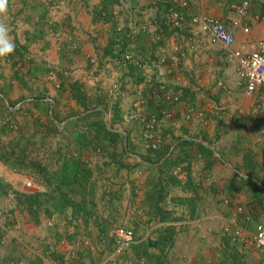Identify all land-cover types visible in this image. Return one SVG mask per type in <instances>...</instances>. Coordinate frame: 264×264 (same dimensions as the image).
I'll return each mask as SVG.
<instances>
[{
	"label": "crops",
	"instance_id": "obj_1",
	"mask_svg": "<svg viewBox=\"0 0 264 264\" xmlns=\"http://www.w3.org/2000/svg\"><path fill=\"white\" fill-rule=\"evenodd\" d=\"M170 1L9 0L5 22L15 43V51L0 58V87L5 91L6 98L19 102V105L23 104L25 110H32L36 96L47 95L46 99L39 100L40 104L45 105V102H48L51 108L57 109L56 113L64 116L72 111L80 113L71 93L72 87L79 83L87 105L90 107L100 102L102 106L96 110L103 113L104 103L111 104V107L116 105L123 113H127V108L139 97H152V92L160 83L176 85L182 100L172 109L174 113L170 117L163 114L164 109H170L165 104L152 102L149 107L151 112H162L160 127L156 132L164 140L160 150H151L142 141L143 135L142 138L132 135L130 142L124 145L123 156L126 161L123 159L122 163H118L121 157L111 158L106 151L101 152V147L93 149L96 152H91L92 154L82 149L83 158L91 167L100 166L104 173L102 176L107 180V187L99 188L97 192L104 189V193L108 194L109 203H114L113 212H120L125 216L122 223L127 224L131 223L128 220L133 210L139 208L140 213L143 210L148 211L146 196L154 190L155 178L160 176L162 165L168 159L165 158L164 150L172 147L174 151L171 152L170 158L175 163L173 172L179 184L174 187V195L187 198L188 201L187 204L166 202L161 205L167 209L169 204V210L176 211L175 215L180 217L184 229L189 227L184 230V236L187 237L185 241L189 244L180 250L181 261L184 264H226L227 257L221 250L219 234L227 222L237 215L236 212L233 214V208L220 201L225 198L220 190L224 188L225 180L230 175L229 171L221 169L222 166L218 162L211 169L206 167L207 159L201 152V146L206 145L211 150H214V147L202 137H211L218 120L231 122L230 113L235 119L238 118V121L229 123L231 127L241 123L249 111L248 107L252 105V99L257 102L256 96L246 95L237 73L236 60L231 53L247 43L256 44L261 39V34L259 26L252 22L251 34L237 31L235 44L231 48L212 43L205 37L192 42L186 41L183 45V57L179 63H175L173 47L171 49L174 44L170 38L171 33L167 29L163 31L161 26ZM240 1L190 0V7L185 10L186 22L182 31L190 37V19L196 14H205L225 23L229 22L236 16L235 7ZM252 1L251 14H264V0ZM100 9L107 10L109 19H101L98 15ZM119 27H124L126 37L124 33L117 32ZM73 44H76L78 49L74 50ZM118 52L132 54L141 66L130 64L126 70L112 67L113 64L109 63V60ZM94 59L95 66L92 63ZM105 74L109 75L105 82H122L127 95L123 102L111 101L102 83L94 82H103L102 76L105 77ZM240 87L243 93L239 91ZM191 107L201 113L200 119H183L182 113ZM71 122H76V118H69L68 123ZM27 125L30 129L32 122L29 121ZM133 125L126 128V140L127 131H130ZM109 128L107 126V129ZM110 131L121 134L119 131L122 130ZM79 133L73 131L71 150L81 148ZM175 138L179 139L173 142ZM47 141L44 139V142ZM74 151L64 155L70 156ZM220 160L224 162L222 158ZM5 169L7 168L0 162V178L4 176L6 179L9 176ZM12 173L15 181L19 180V176L25 177ZM222 178L223 186L220 182ZM42 184L39 191L47 192V184ZM3 188L1 185L0 211L5 208L15 209L14 219L9 221L14 239L0 247V264H29L32 253L25 250L26 246L23 249L19 241H33L43 234L42 230L35 227L25 212L20 213L19 206L10 195L8 197L2 192ZM111 193L112 195H109ZM239 199V203L236 199L237 205L244 204V209L238 220L240 225L245 227L246 236L248 231H256L257 225H264V211L256 203L248 206L250 199L246 191L242 192ZM247 217L251 218V227L245 224L248 222L245 220ZM4 221L0 216V226ZM58 221H61L60 218ZM42 222L43 226L47 224L44 220ZM155 223L164 224L159 220ZM246 226L250 228L248 231ZM244 252L251 254L249 250ZM34 253L40 254L37 251Z\"/></svg>",
	"mask_w": 264,
	"mask_h": 264
},
{
	"label": "rangeland",
	"instance_id": "obj_2",
	"mask_svg": "<svg viewBox=\"0 0 264 264\" xmlns=\"http://www.w3.org/2000/svg\"><path fill=\"white\" fill-rule=\"evenodd\" d=\"M184 3H187V7H183ZM55 7L58 8L57 5ZM188 7H190V0H171L161 22L162 30L167 29L171 33L170 38L174 42L171 49L173 47L175 63H179L180 58L183 57V45L186 41L192 42V40L207 38L204 34H199L198 28H193V25H191L190 37L182 31L186 22L185 10ZM171 9H176L181 13L179 26L167 24L166 16ZM98 15L103 20L109 19L106 9H100ZM194 16L197 14L191 16V24ZM117 32L124 33V27H119ZM123 35L126 37L125 33ZM125 55L130 56V60L124 61ZM110 59L109 63L113 64L112 67L123 70L128 69L130 64L141 66V63L136 61L132 54L126 52H118L114 58ZM92 63L95 66V59ZM96 70L97 68H95ZM95 71L94 73H96ZM108 74H105V77L102 76L103 82H94L102 83L106 89V95L111 101L123 102L127 95L122 82L119 80L105 82ZM97 77L98 75L94 79L97 80ZM113 84L119 85L120 95H111ZM82 91L80 83L71 89L72 99L76 100L80 113L72 111L68 115L61 116L56 113L55 107L51 108L50 103L40 104L39 100L46 99L47 95L36 96L33 99L32 110H25L23 104L19 105V102L6 98L5 91L0 87V153L8 151V156L0 158V162L7 168L5 171L9 175L6 179L4 176L0 178V186L4 187L2 192L7 196L10 195L19 206L20 213L25 212L36 225L35 227L40 228L43 233L33 241H19L23 249L26 246L25 250L35 255L31 254L29 264H75V262L76 264H184L180 258V250L189 244L185 241L187 237L184 236V230L189 227L184 229L183 223H180V217L175 215L176 211L169 210V204L166 206L167 209L161 205L166 202L187 204L186 201H188L187 198L174 195V187L179 185L173 172L175 163L170 158L174 149L169 146L170 148H166L163 152L166 155L165 158L168 159L162 165L160 176L155 178L154 190L146 196L148 211L143 210L140 213L139 208L133 210L131 218L127 216L131 223L127 224L122 223L125 216H122L120 212L118 214L113 212L114 203H109L108 194L104 193V189L97 192L99 188L107 187V180L102 176L104 173L100 166L91 167L84 160L82 154V149L94 153L96 148L101 147V152L106 151L111 158L121 157L118 163H122L123 159L126 161L123 156L125 155L124 145L130 142L132 135H138L141 138L143 135L142 141L151 150H160L164 140L156 132L160 127L162 112H151L149 107L152 102L165 104L171 110L164 109L163 114L165 117H170L174 113L172 109L182 100L179 89L171 83H160L152 92V97H139L127 108V113H123L118 106L112 105L111 107V104L107 103H104L102 107L105 113L96 110L102 106L100 102L89 107ZM239 91L243 93L241 87ZM81 96L85 97L86 107L82 106ZM248 109L249 111L241 123L231 127L229 123L238 121V118L235 119L230 113L231 122L226 123L223 119L218 120L211 137L209 135L202 137L206 143L214 147V150H211L206 145L201 146V152L207 159L206 167L211 169L218 162L222 166L220 168L229 171L230 175L225 180V184L223 183L224 178L220 180L221 185L224 184V188L219 189L225 195V198H221L220 201L227 207L233 208L231 209L235 210L233 214L236 212L237 215V217H233V220L227 222L219 234L221 250L227 257L226 264H264V252L257 247L254 241L255 230L248 231L251 227V218L245 219L246 222L248 221L245 224L249 225V227L246 226L248 231L246 236L244 234L245 227L243 225L242 227L238 220L244 209L242 206L244 204L237 205L241 201L239 197L243 191H246L248 199H250L248 206L256 203L264 211V135L261 134V124L259 123L263 118V113L257 112V103L253 99L252 105ZM226 113L228 114V112ZM71 117L76 118V122L73 124L72 122L68 123V119ZM182 117L185 120H192L200 119L202 116L195 108L191 107L184 110ZM29 121L32 122L30 129L27 128ZM131 124L134 125L130 131H127V140L124 133L119 132L121 134L118 135V133L107 129L108 126L110 129H120L126 132V128ZM73 131L80 132V150L79 147L75 151L71 150ZM44 139L48 141L44 142ZM178 139L175 138L173 142ZM157 140L160 141V144L158 149H154L153 144ZM104 143L105 146H103ZM69 151L74 152L70 156L64 155ZM73 159L79 160L84 167L79 170L78 174L80 177L83 174L86 175L85 181L83 184H65L60 189L63 177L73 176L72 169H68L64 174L63 165L65 161L72 163ZM117 164L115 165L117 166ZM41 169L42 171H40ZM12 172L25 175V177L19 176V180L15 181ZM28 181H33L34 184L30 187L27 185ZM42 183L47 184V192L39 191V186L43 185ZM62 190L68 191V197L71 199V203L73 202L72 204L66 206L62 204V195H60ZM160 190L163 191L162 200H159V194L156 195V192ZM18 192L49 194L43 197L40 205H34V210L30 211L25 208L24 204L18 202L16 197ZM236 199L239 200L238 203ZM239 208L242 209L241 212H239ZM14 211L15 209L11 208L0 211V216L5 219L0 226V247L14 239L12 225L9 222L14 219ZM140 214L142 215L140 216ZM164 217L165 219L162 220ZM58 218L61 221H58ZM111 219L115 220L110 221ZM43 220L47 223L44 226ZM158 220L164 224L155 223ZM119 226L131 228L135 233V242L122 253H116L115 242L109 234L110 229ZM237 229H241V236L234 241L233 237ZM248 250L251 251L249 255L244 252ZM36 251L40 254H35Z\"/></svg>",
	"mask_w": 264,
	"mask_h": 264
},
{
	"label": "built area",
	"instance_id": "obj_3",
	"mask_svg": "<svg viewBox=\"0 0 264 264\" xmlns=\"http://www.w3.org/2000/svg\"><path fill=\"white\" fill-rule=\"evenodd\" d=\"M253 1L241 0L235 7L236 16L232 17L229 22L225 23L218 18L209 15H197L192 18L193 28H198L199 34H204L212 43H219L227 48L233 47L236 41L237 31H241L246 35L252 32V22L259 26L261 39L256 44L249 45L248 43L234 49L231 53L237 63V73L245 88V93L248 96H256L257 107L263 113V118L259 122L261 124V134L264 135V14L252 15ZM187 7V3L183 4ZM180 12L176 9H171L167 13V24L175 26L180 25ZM74 45V49H77ZM126 60H130V56H124ZM118 84H113L111 95H120ZM113 96V97H114ZM160 141L157 140L153 144L154 149H158ZM33 181H28L27 185L32 186ZM242 209L239 208V212ZM249 220V219H248ZM116 245V253L126 251L135 242V233L133 229L127 227H114L109 231ZM241 236V229H237L234 233L233 240L236 241ZM254 241L259 249L264 252V225L259 224L256 227ZM2 242V241H1Z\"/></svg>",
	"mask_w": 264,
	"mask_h": 264
},
{
	"label": "trees",
	"instance_id": "obj_4",
	"mask_svg": "<svg viewBox=\"0 0 264 264\" xmlns=\"http://www.w3.org/2000/svg\"><path fill=\"white\" fill-rule=\"evenodd\" d=\"M80 98V97H78ZM82 98V106L86 107V103H85V98L83 96H81ZM117 134V133H116ZM119 135V134H118ZM8 151H5L3 153H0V158H3L4 156H8L7 153ZM12 154V153H11ZM70 160V159H69ZM82 164L79 160L73 159L72 163H69L68 161H65L64 165H63V170H64V174H66L68 169H72L71 174L73 175L71 176H64L63 179L61 180V185L59 186L60 189H62V187L65 184H83V182L85 181V177L86 175H82V177L79 176L78 172L79 170H81ZM42 171V169L40 170ZM49 193H41V192H36V193H16V197L19 203L24 204L25 208H28V210L33 211L34 209V205H40L41 204V200L43 199V197L47 196ZM159 194V200L163 199V191L160 190L158 192H156V195ZM60 195H62V204L64 206L66 205H70L71 203V199L68 197V191L65 192L62 190V193H60ZM164 218H162V220H164Z\"/></svg>",
	"mask_w": 264,
	"mask_h": 264
},
{
	"label": "clouds",
	"instance_id": "obj_5",
	"mask_svg": "<svg viewBox=\"0 0 264 264\" xmlns=\"http://www.w3.org/2000/svg\"><path fill=\"white\" fill-rule=\"evenodd\" d=\"M9 0H0V58L14 53L15 43L9 35L6 21Z\"/></svg>",
	"mask_w": 264,
	"mask_h": 264
},
{
	"label": "water",
	"instance_id": "obj_6",
	"mask_svg": "<svg viewBox=\"0 0 264 264\" xmlns=\"http://www.w3.org/2000/svg\"><path fill=\"white\" fill-rule=\"evenodd\" d=\"M3 97V96H2ZM110 129V128H109ZM110 130H113V129H110ZM119 132H122V133H124L125 135H126V133L125 132H123V131H119Z\"/></svg>",
	"mask_w": 264,
	"mask_h": 264
}]
</instances>
